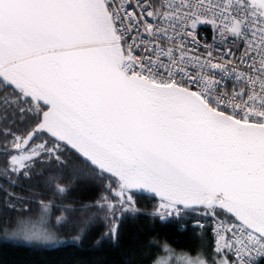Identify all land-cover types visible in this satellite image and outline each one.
Instances as JSON below:
<instances>
[{"label": "snow or ice", "instance_id": "6c2138e0", "mask_svg": "<svg viewBox=\"0 0 264 264\" xmlns=\"http://www.w3.org/2000/svg\"><path fill=\"white\" fill-rule=\"evenodd\" d=\"M0 87L9 183L75 152L109 181L95 206L114 221L147 191L161 220L212 219L211 264H264V0H0ZM13 235L53 239L44 215Z\"/></svg>", "mask_w": 264, "mask_h": 264}, {"label": "trees", "instance_id": "16d2710c", "mask_svg": "<svg viewBox=\"0 0 264 264\" xmlns=\"http://www.w3.org/2000/svg\"><path fill=\"white\" fill-rule=\"evenodd\" d=\"M0 93L10 96L12 90L5 92L0 87ZM17 126L23 127L20 121ZM63 159L67 167L54 161L44 163L32 171L30 179H19L14 184L0 174V225L15 224L26 215L37 216L44 203L51 206V226L68 236L52 244L0 238V264H152L161 250V239L212 260L215 237L207 217L189 212L161 220L152 215L159 197L134 191L139 211L117 213L114 221L95 206L102 195L112 199L105 191L109 181L93 175L75 152H66ZM53 184L66 191L58 193ZM61 216L65 221L57 224ZM197 220L204 226H197ZM113 222L118 224L115 238L108 234Z\"/></svg>", "mask_w": 264, "mask_h": 264}, {"label": "rangeland", "instance_id": "374dc122", "mask_svg": "<svg viewBox=\"0 0 264 264\" xmlns=\"http://www.w3.org/2000/svg\"><path fill=\"white\" fill-rule=\"evenodd\" d=\"M42 215H44L45 220H46V226L49 227L50 232L53 235V239L51 241H37V240H27L25 239L22 235H13V233L16 230V223L20 220V219H32V220H36L39 219ZM18 221L15 224H3L0 225V238H7V239H16V240H21V241H26V242H32V243H40V244H52V243H58L61 242L63 240H65L68 236L66 235H62L57 233L54 228L51 226V224L49 223V219H48V212L45 214L44 210H42L37 216H22L18 219ZM161 244V250L157 253V255L154 257L152 264H156V262L162 258H164L167 253L164 251L165 246H167L168 248L172 249L174 254H184V255H188L192 258H196L197 256H200L204 259H206L208 261V264H211L212 260L208 259L206 256H204L202 253L200 252H192L190 250L181 248L177 245H175L174 243L168 241L167 239H161L160 241Z\"/></svg>", "mask_w": 264, "mask_h": 264}, {"label": "built area", "instance_id": "2783aa9c", "mask_svg": "<svg viewBox=\"0 0 264 264\" xmlns=\"http://www.w3.org/2000/svg\"><path fill=\"white\" fill-rule=\"evenodd\" d=\"M197 33H198V39L200 40V43L201 44H208L212 47H222V45L218 44L217 42L214 41V36H215V33L214 31L211 29L210 26H207V25H202L200 26L198 29H197ZM193 47H195L193 45ZM200 52L203 53L204 52V49L201 48L200 49ZM227 79V83H228V87L231 88L232 86V80L231 79H228V78H225ZM208 219V222L210 223V227H211V232L213 234V221L210 217H207ZM214 236V234H213Z\"/></svg>", "mask_w": 264, "mask_h": 264}, {"label": "water", "instance_id": "95a60500", "mask_svg": "<svg viewBox=\"0 0 264 264\" xmlns=\"http://www.w3.org/2000/svg\"><path fill=\"white\" fill-rule=\"evenodd\" d=\"M144 192L149 193V192H147V191H144ZM150 194H152V193H150Z\"/></svg>", "mask_w": 264, "mask_h": 264}]
</instances>
